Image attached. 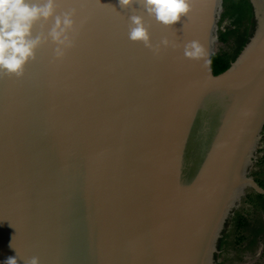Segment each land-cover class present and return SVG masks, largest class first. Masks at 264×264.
Wrapping results in <instances>:
<instances>
[{
	"label": "water",
	"instance_id": "obj_1",
	"mask_svg": "<svg viewBox=\"0 0 264 264\" xmlns=\"http://www.w3.org/2000/svg\"><path fill=\"white\" fill-rule=\"evenodd\" d=\"M249 1L254 28L214 74L223 0H193L173 27L136 4L57 0L58 14L78 11L74 46L56 60L49 41L23 78H0V264H214L241 196L264 195L249 172L264 127V0ZM133 14L170 46L131 42ZM191 41L202 59L185 58Z\"/></svg>",
	"mask_w": 264,
	"mask_h": 264
},
{
	"label": "clouds",
	"instance_id": "obj_2",
	"mask_svg": "<svg viewBox=\"0 0 264 264\" xmlns=\"http://www.w3.org/2000/svg\"><path fill=\"white\" fill-rule=\"evenodd\" d=\"M192 3L193 0H118L121 9L139 5L149 17L165 27H173L183 17L189 16ZM77 16L76 8H68L58 14L57 0H0V78H23L27 66L36 61L38 50L49 41L55 46V59L63 60L66 52L74 46L78 32ZM129 19L128 39L131 42L142 43L154 52H158L161 45L170 46L166 38L158 45L152 44L149 27L142 14H133ZM50 22L51 27L45 34V26ZM86 22L85 17L79 26L83 27ZM37 26H40V32L34 34ZM205 54L198 41L184 46L186 59L200 60ZM5 264H18V260L16 256L9 257ZM25 264H40V260L32 257Z\"/></svg>",
	"mask_w": 264,
	"mask_h": 264
},
{
	"label": "flooded vegetation",
	"instance_id": "obj_3",
	"mask_svg": "<svg viewBox=\"0 0 264 264\" xmlns=\"http://www.w3.org/2000/svg\"><path fill=\"white\" fill-rule=\"evenodd\" d=\"M260 142L263 143L264 132L261 131ZM264 154L252 163L255 170L250 172L254 182L264 188ZM253 189L248 188L241 196L238 206L224 223L221 237L217 242L214 264H264V195L260 197ZM242 216L243 224L237 227L236 220ZM222 240L223 243L221 242Z\"/></svg>",
	"mask_w": 264,
	"mask_h": 264
},
{
	"label": "trees",
	"instance_id": "obj_4",
	"mask_svg": "<svg viewBox=\"0 0 264 264\" xmlns=\"http://www.w3.org/2000/svg\"><path fill=\"white\" fill-rule=\"evenodd\" d=\"M253 28V8L249 0H223V12L218 22V38L221 46L218 52L211 56L214 74H219L229 67L247 42ZM241 224L243 218L238 216L236 225L240 227Z\"/></svg>",
	"mask_w": 264,
	"mask_h": 264
},
{
	"label": "rangeland",
	"instance_id": "obj_5",
	"mask_svg": "<svg viewBox=\"0 0 264 264\" xmlns=\"http://www.w3.org/2000/svg\"><path fill=\"white\" fill-rule=\"evenodd\" d=\"M262 146H263V143H261L260 141L257 143V146H256V151L254 153V158L252 159V162H254L255 160L259 159L260 157H262V155L264 154V151L261 150L262 149ZM256 163H252L250 169H249V172H252L253 170L256 169L255 166ZM264 168V165L263 167Z\"/></svg>",
	"mask_w": 264,
	"mask_h": 264
}]
</instances>
